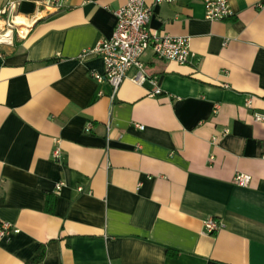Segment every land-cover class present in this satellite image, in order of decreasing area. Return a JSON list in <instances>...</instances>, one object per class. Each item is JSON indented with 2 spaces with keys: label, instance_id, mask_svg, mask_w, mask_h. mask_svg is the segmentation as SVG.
<instances>
[{
  "label": "crops",
  "instance_id": "0c3cea01",
  "mask_svg": "<svg viewBox=\"0 0 264 264\" xmlns=\"http://www.w3.org/2000/svg\"><path fill=\"white\" fill-rule=\"evenodd\" d=\"M12 1L37 22L0 45V224L18 230L0 264H35L42 247L36 264H264V0H229L223 22L199 1L145 0L152 33L192 51L186 65L145 55L155 96L131 80L114 94L92 78L103 60L81 57L128 0H63L52 16ZM210 218L224 228L207 234Z\"/></svg>",
  "mask_w": 264,
  "mask_h": 264
},
{
  "label": "built area",
  "instance_id": "2783aa9c",
  "mask_svg": "<svg viewBox=\"0 0 264 264\" xmlns=\"http://www.w3.org/2000/svg\"><path fill=\"white\" fill-rule=\"evenodd\" d=\"M47 11L48 15H55L62 7L63 0H32ZM95 0H85V3H92ZM183 1H199L206 11V19L209 21H227L233 16L229 0H155L156 5H174ZM263 9V5H259ZM153 11L146 5L145 0H128V2L115 11L117 26L110 39L98 41L94 47L83 51L81 57L89 55L100 57L105 65V73H93L92 78L98 84L107 83L116 94L126 80H131L139 86L147 83L153 86L152 96L161 94L158 89L156 79L152 78L147 72L144 57L148 52H152L158 59L186 65L192 57L189 38H179L170 35H157L150 29V20ZM21 19L28 23H22ZM37 22L35 17L27 19L19 14V4L12 0L0 10V45H11L14 35L22 37L30 32L33 25ZM98 96H102L99 93ZM257 122L264 121V115L255 114ZM141 130L143 125H137ZM91 125L87 132H90ZM214 142L217 141L215 137ZM61 151L54 152L53 157L59 159ZM252 181L250 175L237 173L234 183L239 187H248ZM64 186V183L57 185V191ZM205 232L215 234L224 228V223L215 218L205 221ZM12 230L10 224L2 222L0 224V238L10 235Z\"/></svg>",
  "mask_w": 264,
  "mask_h": 264
},
{
  "label": "trees",
  "instance_id": "16d2710c",
  "mask_svg": "<svg viewBox=\"0 0 264 264\" xmlns=\"http://www.w3.org/2000/svg\"><path fill=\"white\" fill-rule=\"evenodd\" d=\"M54 208H55V198H53V196H48V198H47V210H48V212L49 213H53L54 212ZM168 251L170 253L175 252V251H173L171 249H169ZM44 254H45L44 253V248L42 247L40 249L39 255H38V257H37V259L35 260L34 263L36 264V263L42 262L43 259H44Z\"/></svg>",
  "mask_w": 264,
  "mask_h": 264
}]
</instances>
